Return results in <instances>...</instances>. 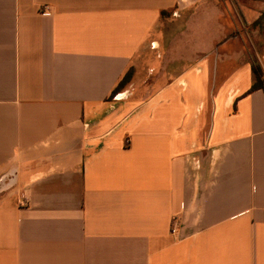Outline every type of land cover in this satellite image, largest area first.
<instances>
[{
    "label": "crops",
    "instance_id": "crops-1",
    "mask_svg": "<svg viewBox=\"0 0 264 264\" xmlns=\"http://www.w3.org/2000/svg\"><path fill=\"white\" fill-rule=\"evenodd\" d=\"M213 2L0 0V264H264L252 64L217 54L109 98L166 16Z\"/></svg>",
    "mask_w": 264,
    "mask_h": 264
},
{
    "label": "rangeland",
    "instance_id": "rangeland-1",
    "mask_svg": "<svg viewBox=\"0 0 264 264\" xmlns=\"http://www.w3.org/2000/svg\"><path fill=\"white\" fill-rule=\"evenodd\" d=\"M213 1L209 18L194 10L179 11L164 18L156 30L155 48L136 60L133 69L136 85L131 88L134 93L139 95L148 87L154 91L193 63L202 59L213 63L217 54L223 59V53H239L241 59L260 65L259 56L264 53V29L248 28L245 21L250 22V18L245 11L258 12L264 8V0H232L234 6L230 5V9L226 7L227 0ZM216 8L218 14L213 12ZM198 31L218 33L219 36H196ZM3 182L0 180V186Z\"/></svg>",
    "mask_w": 264,
    "mask_h": 264
},
{
    "label": "trees",
    "instance_id": "trees-1",
    "mask_svg": "<svg viewBox=\"0 0 264 264\" xmlns=\"http://www.w3.org/2000/svg\"><path fill=\"white\" fill-rule=\"evenodd\" d=\"M165 14V13H164ZM168 14V13H167ZM163 15V12H162ZM245 20V19H244ZM248 28H256L258 27L259 29H264V9H262L258 15V17L253 20L252 22H247ZM134 70L133 68H130L122 77V79L119 81L117 86L113 89L111 95L109 98H113L117 93L121 92L124 87L131 81L133 77ZM252 73L254 76V82L251 88L248 90L247 93H250L252 91L258 90V89H264V69L261 68V66L257 63L252 64Z\"/></svg>",
    "mask_w": 264,
    "mask_h": 264
},
{
    "label": "built area",
    "instance_id": "built-area-1",
    "mask_svg": "<svg viewBox=\"0 0 264 264\" xmlns=\"http://www.w3.org/2000/svg\"><path fill=\"white\" fill-rule=\"evenodd\" d=\"M180 226V220L178 218H173L171 222V233L176 234Z\"/></svg>",
    "mask_w": 264,
    "mask_h": 264
}]
</instances>
